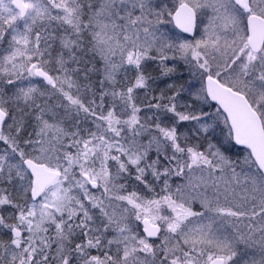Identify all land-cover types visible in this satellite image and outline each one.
<instances>
[{
    "label": "rangeland",
    "instance_id": "rangeland-1",
    "mask_svg": "<svg viewBox=\"0 0 264 264\" xmlns=\"http://www.w3.org/2000/svg\"><path fill=\"white\" fill-rule=\"evenodd\" d=\"M25 2L29 11L22 20L11 0H0V43L9 41L11 53L4 59L14 74L25 72L18 76L24 80L19 86L38 83L29 71L36 58L45 51L65 53L75 42L70 41L72 8H65L72 1ZM182 2L196 12L194 38L173 24ZM81 3L84 13L91 1ZM250 5L264 17V0ZM98 11L97 27L84 28L94 37V56L105 64L90 62L95 79L84 88L87 95L78 92L76 80L65 82L64 70H55L48 87L55 93H42L43 101L55 104L52 111L47 108L54 116L68 120L77 112L85 127L76 131L41 112L33 135L27 132L30 125L20 129L11 122L0 133V264H210L215 258L224 264H264V176L249 151L233 143L226 116L211 105L204 83L214 76L245 94L264 124V49L255 53L248 47L246 11L236 0H104ZM11 23L15 29L6 32ZM155 56L160 57L152 63ZM164 63L168 77L180 65L189 87L148 92L142 67L152 73ZM133 69L134 88H115L113 71L127 76ZM166 76L152 82L155 89L173 87ZM137 93L167 102L144 111L171 124L147 127L137 118ZM0 107L11 112L3 100ZM119 112L127 120H119ZM25 158L62 173L35 202ZM13 185L24 193L22 200L13 198ZM146 218L161 225L158 239L144 234Z\"/></svg>",
    "mask_w": 264,
    "mask_h": 264
},
{
    "label": "trees",
    "instance_id": "trees-1",
    "mask_svg": "<svg viewBox=\"0 0 264 264\" xmlns=\"http://www.w3.org/2000/svg\"><path fill=\"white\" fill-rule=\"evenodd\" d=\"M66 1H67V3H68V1H72L71 4L68 3V6L65 4V2H64V4H65V8L68 9L67 12L70 11L69 7L72 8V11H70L69 14H70V16L72 14V20H74L72 23L73 24L72 29L74 31L73 34L75 37L73 38V36H71L70 41L72 42L75 39V42L73 43L72 46H70L68 51H65V53L58 54V53H49V52L45 51L44 53H46V54L42 56V59L41 58H36V59L38 62H41V63L45 62L44 65L47 67V69H48V71L52 77H54L55 70H59V71L64 70L65 71V78H66L65 82L69 83L72 80H76L77 84H75V85H77L76 89L78 90V92L79 93L82 92L83 94L87 95V93L84 91L86 89H84V88L86 87L87 84L88 85L91 84V82H92L91 80L95 79L92 76V73H90L91 70H89L90 62L93 61L94 64L95 63L97 64L99 61H100V63H104V62H103L102 58H99V57L97 58L94 56L95 52H96L95 51L96 47H95V43H94V37L92 35V38H91V35L87 32V29H85L84 26L87 27L91 32L93 31L91 29L93 26L97 27V24L95 23V20H94V16H96L98 19L101 16V14L100 15L98 14L99 13L98 10L100 9V7L102 8V6L104 4V0H97L96 3L93 2L92 0H90L91 3L89 6V9L85 10L84 13L82 11L81 0H66ZM86 7H87V5H86ZM67 12H65V22L67 21L66 18L68 17V15H66ZM1 19H3L2 16H0V21H1ZM21 19L23 20L25 18H21ZM66 24L67 23H65V26H67ZM13 29H15L14 23H11L9 25L5 24V26H4V30L6 32L12 31ZM66 30L67 29L65 27V35H66ZM34 32H35V30H34ZM7 42H9V41L4 40L2 43H0V52H2L4 55L5 54L9 55V53H11L10 46ZM89 45H91L93 48L89 47ZM8 55H6V56H8ZM153 55H155V54H153ZM157 56L151 58V60H153L152 63H154V61L160 57V56L159 57H157ZM5 60H6V67H5V69L3 68V71H2L4 73L3 75L4 76L6 75L4 77V79H5L4 80L5 81V83H4L5 99L3 100V102L6 106L9 105V107L11 108V112H9V114H8L7 126L10 122L13 123L12 126L14 128H20V129L23 128L22 126H24V125H25V128L27 129L28 126L30 125L27 132L29 131V132H31V135H33L34 134L33 131L35 130V127H36L34 122L37 119L39 120V117L36 118L37 114L42 115L41 112H43V113L48 112L51 115L49 117V119L54 120L56 118H61V120L65 121V123H67L68 125H70L72 127L74 126V129H76V131L85 127V125L81 126V124L83 125V121L80 120L78 118V116H76L77 112H74V115H72V114L69 115L68 120L62 119L61 116L60 117L54 116L51 113V111H52L51 108H54L53 106H55V104L46 97H44L47 100L46 102L42 100V93H44V92L49 93V95L51 93L52 94L55 93V92H51L50 89L48 91V87H51V85L46 84L44 81H40V80L36 79L38 81V83H35L34 85H31L30 83H29V85L28 84L25 85V83H24V84H22V86H19L21 83L18 84L17 82L23 83L24 80L21 79V81H20L19 80L20 78H18V76H22V74H24L25 72L21 71L20 73L15 75L14 74L15 72H13L12 67L9 65V60H7V59H5ZM53 62L58 63V67L57 66L55 67L53 65ZM162 66H160L159 70L156 69L152 73L149 72V70L145 66L142 67L143 73L141 76L144 77L146 80L144 82L145 86L147 84L148 86L151 87V89L150 90L147 89V91H150L153 94L155 92H158V89H155V92H153L154 85L152 84V82L159 77H161V78L165 77L164 75L167 71L165 63ZM180 68H181V66L178 67L179 70H180ZM106 70H104V71H106ZM139 70H141V69H139ZM119 71H122V70H119ZM128 71L129 72L127 73V76H125V75L122 76L119 73V75L117 77V82H115L116 88L122 86V88L124 90H127V91L134 88L133 85L136 84L135 79L137 78V74H136L137 72L135 69H133L132 71H130V70H128ZM179 75H181V77ZM179 75H178V73L176 75V80H175L176 85L177 86L186 85V82H184L186 75L182 72L179 73ZM69 77H70L71 81L69 80ZM133 80H134V83H133ZM93 85H95V83ZM0 86H1V83H0ZM32 87L35 90V92H33V93L30 92L31 91L30 89ZM86 88H88V87H86ZM19 89H21V91H18ZM92 90H93V93L97 92L93 88H92ZM36 91H38V95H39L37 98H36V95H37ZM28 96H30V97H28ZM57 96H58V98H62L58 94H57ZM27 98H29V99H27ZM34 98H36V99H34ZM134 100H135L136 108L138 109V114L140 116H143V115L146 116L144 110H146L147 107H149V108H152V107L153 108H157V107L164 108L163 107L164 105L162 103L159 104L158 99L156 97L151 98V100L147 101V100H145V97L142 95V93H137V95H134ZM17 102L19 104L24 105V106L18 107ZM40 103H42L43 105H41ZM45 103H48V104H45ZM32 104H34L33 107L36 108V109H33L34 111L29 109V107H32ZM165 106H166V104H165ZM42 107H44L45 110L44 109L42 110ZM47 108L50 109L51 111L50 110L48 111ZM29 113L31 114V116L33 118H29V116H30ZM119 114L122 115L120 112H119ZM152 117L153 116H151L149 118L153 119ZM21 122H23L24 124H22ZM19 124H21V125H19ZM154 125L155 124L153 121H150L148 124H146L147 127L148 126L153 127ZM88 127H89V129H91L90 128L91 126H88ZM180 130H181V128H178L179 134H181ZM197 140H198V138H197ZM188 141L190 144H193L195 139L193 136H190L188 138ZM14 187H15L14 185L11 188L9 187L13 198L22 200L24 198V193H20L18 187H16L18 190L13 189Z\"/></svg>",
    "mask_w": 264,
    "mask_h": 264
},
{
    "label": "water",
    "instance_id": "water-1",
    "mask_svg": "<svg viewBox=\"0 0 264 264\" xmlns=\"http://www.w3.org/2000/svg\"><path fill=\"white\" fill-rule=\"evenodd\" d=\"M237 2L250 11L249 0H237ZM14 8L20 12L21 17L28 13V7L24 0H12ZM173 21L178 30L187 36L193 37L196 33V12L187 3H181L173 16ZM248 45L252 51L258 53L264 47V18L257 14L248 16ZM38 77L50 82V76L38 68L35 70ZM206 92L209 100L218 105L227 117L232 130V139L236 146L249 150L254 162L264 175V126L259 113L253 108L248 98L241 92L222 84L213 76L205 80ZM6 118V113L0 108V130ZM26 168L33 178L31 197L38 200L47 188L53 185L61 176V173L50 169L44 164H39L32 159L24 161ZM97 184L93 183V187ZM144 233L149 239L159 238L162 227L145 219ZM13 233L19 237L21 232L14 229ZM4 264V263H1ZM210 264H224L221 258H215Z\"/></svg>",
    "mask_w": 264,
    "mask_h": 264
},
{
    "label": "flooded vegetation",
    "instance_id": "flooded-vegetation-1",
    "mask_svg": "<svg viewBox=\"0 0 264 264\" xmlns=\"http://www.w3.org/2000/svg\"><path fill=\"white\" fill-rule=\"evenodd\" d=\"M4 54L2 53V52H0V83H1V86H0V100H4L5 99V92H4V83H5V79H4V73L2 72L3 71V68H4ZM42 64L41 63H39V62H33L32 64H30L29 65V70H31L32 69V67H38V66H41ZM53 65L56 67H58V63H56V62H53ZM54 67V68H55ZM117 70V69H116ZM116 70L115 71H113V72H115L116 73V75L118 76V74H117V72H116ZM119 71V70H118ZM105 72H108V70H106V71H104V74H105ZM110 72H112V69L110 70ZM49 73V72H48ZM101 73H103L102 71H101ZM50 74V73H49ZM51 75V74H50ZM115 75V76H116ZM97 77L99 78V80H100V82H102V80H101V77H100V75L98 74L97 75ZM117 78V77H116ZM116 88V87H115ZM118 89H123L122 88V86H120V87H118ZM124 90V89H123ZM153 90H155V88L153 89ZM126 92H127V90H125ZM129 91V90H128ZM158 91L159 92H166V91H170V93L169 94H171V93H173V92H177V91H175V89H174V87H168V88H163V89H158ZM149 92V91H148ZM177 100H178V98H176L175 100H174V104L176 105V102H177ZM133 102H135V100L133 101ZM167 103V102H166ZM164 107V106H163ZM134 108H135V104H134ZM166 113V112H165ZM145 114H146V112H145ZM125 117H128V115H126V116H123V115H121V117H119V120H127V118H125ZM137 118H139L140 120H143V123H149L150 121H153L154 123H156L157 121H161V122H165V120H167L168 122H171V120L169 119V118H166V117H164V118H161V120H157V119H154V120H151L148 116L146 117V116H140V115H138V117ZM5 124H6V122L3 124V127H2V131H1V133L4 131V127H5ZM1 135V134H0ZM0 142H3V139H1L0 138ZM132 186V185H131Z\"/></svg>",
    "mask_w": 264,
    "mask_h": 264
}]
</instances>
